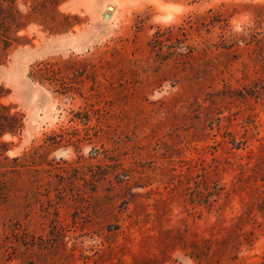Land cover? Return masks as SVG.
<instances>
[{"label": "rangeland", "instance_id": "1", "mask_svg": "<svg viewBox=\"0 0 264 264\" xmlns=\"http://www.w3.org/2000/svg\"><path fill=\"white\" fill-rule=\"evenodd\" d=\"M0 87V264H264V0H0Z\"/></svg>", "mask_w": 264, "mask_h": 264}, {"label": "trees", "instance_id": "2", "mask_svg": "<svg viewBox=\"0 0 264 264\" xmlns=\"http://www.w3.org/2000/svg\"><path fill=\"white\" fill-rule=\"evenodd\" d=\"M2 89L0 87V93ZM21 128V121L15 114H10L8 107L0 105V137L5 134H12ZM3 144L0 143V147Z\"/></svg>", "mask_w": 264, "mask_h": 264}, {"label": "bare ground", "instance_id": "3", "mask_svg": "<svg viewBox=\"0 0 264 264\" xmlns=\"http://www.w3.org/2000/svg\"><path fill=\"white\" fill-rule=\"evenodd\" d=\"M106 13H105V15H104V18L106 19V20H108V19H110V14H109V12H111L112 11V8L109 6V5H107L106 6Z\"/></svg>", "mask_w": 264, "mask_h": 264}]
</instances>
